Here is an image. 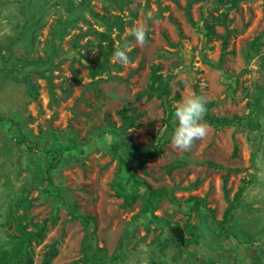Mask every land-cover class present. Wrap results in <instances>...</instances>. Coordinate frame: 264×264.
<instances>
[{
  "label": "rangeland",
  "instance_id": "obj_1",
  "mask_svg": "<svg viewBox=\"0 0 264 264\" xmlns=\"http://www.w3.org/2000/svg\"><path fill=\"white\" fill-rule=\"evenodd\" d=\"M0 264H264V0H0Z\"/></svg>",
  "mask_w": 264,
  "mask_h": 264
},
{
  "label": "clouds",
  "instance_id": "obj_2",
  "mask_svg": "<svg viewBox=\"0 0 264 264\" xmlns=\"http://www.w3.org/2000/svg\"><path fill=\"white\" fill-rule=\"evenodd\" d=\"M129 31L136 45L144 46L147 43L149 28L145 23L137 22ZM129 50L130 45L127 43L117 47L113 52L112 60L121 66L129 65L132 63V58L128 55ZM206 113V99L196 93L176 104L173 112L176 126L170 139L171 146L175 150L190 151L197 140L203 139L208 134L209 127L203 122Z\"/></svg>",
  "mask_w": 264,
  "mask_h": 264
},
{
  "label": "trees",
  "instance_id": "obj_3",
  "mask_svg": "<svg viewBox=\"0 0 264 264\" xmlns=\"http://www.w3.org/2000/svg\"><path fill=\"white\" fill-rule=\"evenodd\" d=\"M153 81H156V77H154ZM170 116H168L169 118ZM212 125L214 123H216L217 125H219L220 127H227V126H231L234 122L233 120H226V119H213L211 120ZM124 146L127 148L128 154L130 158H138V157H143L144 159H150L153 157H156L160 154V150H158L157 145L151 150V151H147L145 153H138L136 151L131 150L126 144H124ZM52 163L50 164L49 170H53L55 167V162H58V159H54L52 158ZM141 185H144L148 191L149 194L148 196L150 198H158L162 196L161 192H154L150 189V187H148L147 185H145L144 183H142ZM230 209V208H229ZM231 210V209H230ZM228 210L227 213L229 214L231 211ZM230 211V212H229ZM85 225V224H84ZM37 228V235L36 238H38L41 234V232L43 231L44 227H45V222H41L39 224L34 225ZM32 235V233H31Z\"/></svg>",
  "mask_w": 264,
  "mask_h": 264
},
{
  "label": "water",
  "instance_id": "obj_4",
  "mask_svg": "<svg viewBox=\"0 0 264 264\" xmlns=\"http://www.w3.org/2000/svg\"><path fill=\"white\" fill-rule=\"evenodd\" d=\"M171 232H172V235H173L176 239H178V241L182 244L183 241H184V238H183V234H182L181 229H179V228H174V229H172Z\"/></svg>",
  "mask_w": 264,
  "mask_h": 264
}]
</instances>
